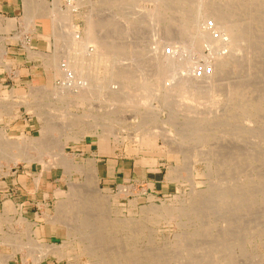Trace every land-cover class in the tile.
Instances as JSON below:
<instances>
[{
    "label": "rangeland",
    "instance_id": "rangeland-1",
    "mask_svg": "<svg viewBox=\"0 0 264 264\" xmlns=\"http://www.w3.org/2000/svg\"><path fill=\"white\" fill-rule=\"evenodd\" d=\"M83 1L81 7L75 10L73 14L72 24L76 25V35L84 41L92 43L96 50L105 54H108L109 48V52L112 48H115L116 42H118V46L121 44L128 46L124 53L116 52L114 54L115 56L118 54L119 59L113 56L118 59L115 60L117 65L122 68L129 67L127 70L131 71V75L136 76L135 82L130 86L132 89L129 87L125 91L126 93L123 92V98L130 104L131 102L137 104L129 106L125 102L122 103L124 105L114 101H112L114 103H111V101L104 100L105 97H101L99 93H95V96L89 102L75 104L71 100H57L56 93L72 92L65 84L62 60L57 59V62H60L55 65L56 60L53 58L57 52L65 48L68 37L60 33H51L49 35L52 37L53 44L48 56L49 82L42 86H35L31 92L5 94L4 97H0V105H12L14 112L13 117L0 113V119L3 121L0 122V142L43 137L45 136L46 130L44 128L47 127V119L51 117L52 121L60 125V130L48 133L51 136L49 138H53L61 144L66 143L68 145L66 155L75 164L87 167L92 160H95L98 164H103L102 162L105 159L122 156L127 157L131 163L142 164L151 170H155L158 178L160 176L159 171L162 170V179L166 186L156 189L157 192L154 188L148 187L142 182L108 183L101 178L99 180L100 186L109 192L110 200L113 201L111 216L114 219H122V222H119V228H116L117 232L115 233L119 238L114 244L115 247L118 246L125 253L124 262L135 263L136 260H141V263H149L152 253H160V258L169 260L167 264H264V192H262L264 190V116L261 117L264 112L263 114L260 113L261 115H248L244 109H241L245 107L248 101L247 96L250 101L256 97L255 94L258 95V92L254 91L255 88L251 91L249 88L254 85L253 87H261L260 89H262L264 85V0H254V5L247 4L248 0H209V6L214 10L208 7L207 12L204 13L205 16L199 13L200 0ZM55 3L56 0H48L52 10L55 8ZM217 7L227 13L236 11L232 13L235 14L232 21L234 18L235 21L233 22L241 21L240 24L244 22L243 26L247 23V30H250L256 24L250 32L248 31L249 34L245 31L241 34L242 36L244 33L246 38L247 35H251L252 39L255 38L256 34H259L260 38L256 36L253 40L254 44L251 37H248L250 41H246L245 38L247 44L242 41L239 47L241 52L238 50L236 56V59H239L238 62L243 61L242 64L239 63L241 66L238 65L240 68L237 66L235 68L237 63L230 66L226 65V67L222 65V68L215 65L212 56H210L211 51L206 47L207 42H203V39L200 40V36H198L200 28L214 22L210 10L218 12ZM220 10L219 12H222ZM253 17L257 18L258 22L250 21ZM60 19L61 15L59 13L54 12L51 16L49 15L50 22L54 21L55 24L57 22L58 27H67L65 25L66 21L63 19L62 22ZM256 26L261 27L256 29ZM218 28L214 30L216 35L222 31ZM56 31L58 32V30ZM244 35L240 40H244ZM257 38H259V41H257ZM251 42L252 49L256 52H253L251 48L252 51L249 49L248 46L250 45L248 44ZM255 42L259 44L255 45ZM151 45L158 46L161 51L163 50L164 62L168 60L176 62L179 58L186 60L182 65L170 66L172 72L165 75L163 87H160V84L158 85V82H156L158 75L154 74L155 71L158 72L156 69H159L157 64H162L163 60L156 61L151 58L150 53H148ZM146 47H149V49ZM247 47L249 52L247 49L245 50ZM224 51L226 49H223ZM240 53L244 54L240 55ZM240 56L245 57V59L241 60ZM249 57H255V62L261 67L259 68L261 70H257V73L252 77H248V70L245 67ZM152 75L157 76L155 77L156 80ZM186 76L191 79L187 87L192 89L181 91L184 90L183 83H179V81L188 79ZM219 78L224 79H220V82ZM216 79L219 83L213 82ZM236 79L238 82L249 81H246L249 83V85L247 84L248 87L245 86L246 82H241L242 85L245 84L243 86L239 85ZM224 80L226 84L229 83V80L230 83L225 86ZM226 80H228V83ZM233 82L237 84L236 86L241 87H236ZM250 83L253 84L250 85ZM233 86H235L234 89ZM244 86L246 89L243 90L242 87ZM229 87L232 88L233 92L234 90L237 91L235 94L240 92L239 96L232 99L234 94ZM237 89L243 91L238 92ZM128 90L130 92L132 90L134 93H130ZM151 91L153 93L158 92L164 101L155 99L146 105L145 97L149 92L151 94ZM183 92H187L186 95L193 93L194 96L192 98L184 96L183 98L180 95ZM131 94L133 96H130ZM141 94L144 95L146 103L141 101L142 97L139 96ZM70 95L73 94L69 93ZM139 97H141L140 101L138 100ZM182 98L185 102L203 106L202 111L207 112L205 109H208L211 114L217 110L208 108L209 105H212V101L215 99L220 100L217 106H219L218 110L221 118L219 120H208V122L203 118L196 119L194 117L197 121H193V116L190 118L186 111L184 113L181 111L182 113L180 112L179 116L177 115L179 117L177 120L167 117V115L170 116L174 113L172 109L177 104V99L178 102H184ZM236 99H238V104L243 103L244 107L239 104L241 107L239 108L238 105L237 108ZM239 99L241 100L239 101ZM52 105L56 106L57 109H52ZM136 107L139 108V111ZM153 111L156 112L155 115L158 113L159 119L156 118L158 115L154 119ZM105 113L114 121L108 122V119L103 117ZM200 117H203V115H200ZM76 118H81L92 127L97 126L99 130L106 127L111 128L113 124V132L120 135L123 142L121 144L111 143L113 146L110 144L107 148L101 150L100 145L93 139L94 134L92 132H88L84 138L78 140H67V135L61 131L65 125H69V129L72 127L74 135H80L81 128H75V125H72ZM160 119L164 120L161 121ZM253 125L254 127H252ZM259 126L260 128L263 127V130L259 131L260 133L258 132L260 130ZM15 128L18 129L16 133ZM195 128L196 131L194 132ZM253 128H256L257 132ZM149 129L150 132L151 130L152 132L154 130H158L157 132L166 131L174 137L178 134L180 137L182 134L181 137L187 138L186 143L183 145L184 149L187 148L183 152L184 155L179 153L178 156L172 154L169 156H166V154L160 155L158 160L161 164L158 166L145 165L143 158H148L149 155L145 147L135 152V148L138 146L135 140L142 134L147 133ZM250 129L253 131L251 132ZM262 131L263 133H261ZM70 133H72V130ZM57 149L54 150L51 147V150L46 152L42 159L49 165L57 160L59 161L61 151ZM164 151L167 152V148ZM31 152L36 154L34 150H31ZM197 152L202 154L199 153L200 156L195 158L199 161L195 165L196 171L193 177L189 163ZM209 154L214 159L213 162L209 161ZM10 166L11 172L0 177V235L7 236L9 240L8 244L0 245V254H12V240L16 241L15 243L20 242L23 245L22 250L17 255V259L10 260L11 264H23L25 259L28 263L33 264V259L27 257L31 250L30 245L27 243L33 239L35 243H56L59 246L55 249L54 255L52 254L47 257V260L43 261L46 262L45 264L99 263V260L93 259L90 255L88 245L84 243L79 245L80 240H77V237L60 235L58 226H55L53 231L47 230L49 225L46 226L48 221L45 220L46 215L52 216L58 213L59 202L67 204L75 202L76 199L73 197L75 190L69 189L68 182L71 179L76 184H85L86 172L80 167V169L70 171L71 173H65L63 167L58 166L48 170L43 168L42 164L36 160L32 163L20 161L17 165L11 164ZM7 167L2 168L0 164V171L3 172V169L8 170L9 167ZM184 167H189V169L187 168V171H185ZM174 168L178 170H172ZM30 186H33V194L27 195L33 197L30 204L27 205V209L26 206L22 205L21 210L26 213V215H23L22 211L19 210V206L16 205L17 209H15L13 201L23 203L27 196L26 193L18 194L16 190H24ZM194 186L197 187L200 195L195 196L192 194ZM230 187L237 190L242 188L245 192H248L237 205H234L232 200L220 194L223 189ZM253 196H256L257 199ZM8 202L13 205V211L8 213L9 217L7 218L9 219L5 220L3 218L6 216L5 209ZM195 202L197 204L195 210L183 214V211ZM153 207L163 211L158 220L152 219L153 214L151 211L154 209ZM61 215L67 217L69 212H62ZM70 215L72 216L73 213H70ZM26 216L28 218L26 219L27 222L22 219ZM64 217L62 221L66 219ZM72 225H75L73 221ZM64 226H66L65 223ZM28 229L30 230L28 231ZM109 236L111 237L112 233ZM71 240L74 241L71 242ZM35 247V249L37 247L39 249V246ZM32 249L33 253L38 252L34 247ZM59 257H62V259H59Z\"/></svg>",
    "mask_w": 264,
    "mask_h": 264
},
{
    "label": "bare ground",
    "instance_id": "bare-ground-1",
    "mask_svg": "<svg viewBox=\"0 0 264 264\" xmlns=\"http://www.w3.org/2000/svg\"><path fill=\"white\" fill-rule=\"evenodd\" d=\"M43 1H45V0H33V2L29 5V15H28V19H27V22L29 25L32 24L33 21L36 19L38 11L42 10L41 4ZM83 2H84L83 0H79V1L78 0H56L55 8H53V10H52L51 7H49L47 10H45L46 12L44 13V14H46V16L48 18H49V15L51 16L54 12L59 13L61 15L60 20L62 22L65 20L66 21L65 25H67V27L66 26L58 27L57 22L55 24L54 21H51L52 22V33H55V34L60 33V34L64 35L65 37L66 36L68 37V40L65 43V48H63L60 52H57L53 56V58H55V60H56L54 62L55 65H58V62H60V61L57 62V59L62 60V64L64 67V68H62V70L64 71L65 84L72 91V92H63L61 94L56 93V96H57L56 99L61 100V101H67V100L70 101L71 100L73 103L76 104V103H81V102L83 103V102H87V101L89 102L91 100V98H93L95 96V93H99V95H101V97L102 96L105 97L104 100L111 101V103L118 102L119 104H122L125 102V104H127L129 106L130 105H136L137 103L131 102V104H130V102H128L127 100H125V98H123L124 97L123 92H125L131 86V84L135 82L136 76L134 77V75H131V73H130L131 71L129 72L127 70V69H129V67L126 68L127 67L126 66V67L122 68L120 65H117L115 60L119 59L118 58L119 55L118 54L116 56L114 55L116 52L117 53H122V52L124 53L125 49H128L127 48L128 46L126 47V46H123L122 44L118 46V42H116L117 45L115 44V48H112L110 52H109V50H110V48H109L108 54H105V53H101L100 51L96 50V48L92 46V43H90L88 41H84L82 38H80V36L76 35V33H75V26L76 25L72 24V20H73V16H74L73 14H74L75 10H77L81 7ZM199 2H200L199 13L202 16H205L204 13L207 12L208 7H209V9L210 8L213 9L211 6H209L210 5L209 0H200ZM249 3H250V5L255 4L254 0H248L247 4H249ZM243 5H244V3H243ZM221 6H223V5H221ZM220 8H223V7H220ZM224 8H226V7H224ZM219 10H217L218 12H216V11L212 12L210 10V12L212 13V15L214 17V22L212 21L213 23H210V25L205 26L203 28H200L199 29L200 32L198 33V36H200V40L203 39L202 40L203 42L204 41L207 42L206 47L211 51L210 56H212L211 58L214 60L215 65L220 66L222 68V65H225L224 67H226V65L230 66L233 63L234 64L237 63L235 65V68H237L238 65H240L239 63L242 64L243 61L238 62L239 59H236L237 58L236 56L238 55L237 53H238L240 45L242 44V41L244 42L245 38H246V36L243 33V35L245 36L244 40L243 39L240 40V38H242V36H243V35L241 36V34L243 31H245V33L249 34V32L253 28V26L256 25V24L253 25L252 22L257 21V18L253 17L250 20V21L253 20L251 22V24L253 26L252 27L250 26L251 29L247 30L246 29L248 27L247 23L245 24V26H246L245 27L242 25L244 22L241 24L239 23V22H241L239 20H238L239 22H237V21L233 22V21H235L234 18L232 21V17L235 15V14L234 15L232 14L234 11L232 13L230 11H229V13H227V12H223L222 9L220 10L222 12H219ZM242 10H244V9L242 8ZM210 12H208V13H210ZM155 16L158 17L157 14H155ZM160 19H162V18H160ZM251 24H248V25H251ZM257 24H259V23H257ZM217 26L222 30L221 32H218V35H216V32L214 31L218 28ZM259 27H261V26H259ZM259 27L256 26V29ZM56 30H58V32ZM223 33H225V34H223ZM254 35H255V33H254ZM258 35L256 34V36H258ZM247 36L249 38L251 37V35L250 36L247 35ZM256 36H255V38H256ZM248 37L246 38L247 39L246 41H250L248 39ZM258 37L260 38V36H258ZM255 38L252 39V37H251V39H252L251 41L253 42V44H254L253 40H255ZM259 38H257L258 39L257 41H259ZM252 42L248 44L250 46L246 45L249 47V49L250 48L252 49V46H253V45H251ZM112 43H114V42H112ZM257 43L255 42V45ZM244 44H247V42ZM152 45L150 46V49H149V47L148 48L146 47L147 49H149L148 53H150L151 58L155 59L156 61L157 60H163L162 64H157V66H159V69H156V70H158V72H156L155 69H154L155 73L153 72L154 74L158 75V77L155 76V77H157L156 82H158V85L160 84V87H163L164 86L163 81H164L165 75H167L168 73L171 74V72H172V71H170V70H172V67H170V66L171 65L172 66L182 65L185 63L186 60L179 58V60H176V62H174V60H168L167 62L166 61L164 62V58L162 55L163 50L161 51L158 46H152ZM248 47L245 48V50L246 49L248 50ZM223 49H226V51L223 52ZM145 51H146V49H145ZM254 51L255 50H253V52ZM239 52H241V49L239 50ZM242 52H243V50H242ZM248 52H249V50H248ZM250 53H252V52H250ZM243 54L240 53V55H243ZM113 55L115 57H117L118 59L117 58L115 59V57ZM247 55H249V53H247ZM252 55H253V53H252ZM255 57H253V58L249 57L248 60L246 59L248 61V63L245 61L247 63L245 67L248 70V77H252V75L257 73L256 72L257 70L258 71L261 70V69H259L261 67L258 66V63H256L254 60ZM243 58L245 59V57L242 56L241 60H243ZM132 62H134V61H132ZM118 64H120V63H118ZM247 65H248V67H247ZM240 66L238 68H240ZM152 77H154V76L152 75ZM220 79H224V78H219V80ZM155 80H156V78H155ZM217 80L218 79H216V81H213V82L219 83V82H217ZM190 81H191L190 78L183 79V81L182 80L179 81V83H183V85L182 84L181 85H182L184 90H181V91L192 89V88L187 87V85ZM226 81L228 83V80H226ZM236 81L238 82L237 79H236ZM220 82H221V80H220ZM239 82H238V84L241 86L246 84L245 86L248 87V85H249V83H247L249 81H247L246 83L244 81H241V82L245 83L243 85L241 82L240 83ZM223 83H225V80ZM229 83H230V80H229ZM228 84H226L225 86H227ZM233 84L235 86L237 85V84H235V82H233ZM252 84L253 83H250V85H252ZM222 85L223 84L221 83V86ZM235 86H233V89ZM238 86H236V87H238ZM241 86H239V88ZM253 86H252V88H249V90L251 91L252 89L255 88L254 91L258 92V95L255 94L256 97L254 95L255 98H252L250 101H249V98H247L248 96L247 97L245 96L246 99H248L247 103L245 104V107H244L243 103H239V104L243 105L244 108H241V109H244V111L248 115L249 114L256 115V114H260V113L263 114V112H264V88H263L264 85L262 87L263 90L260 89L261 88L260 86H259L260 88H256ZM230 87H229V89H231L232 93L234 94L232 99L239 96V94H240L239 91L242 92L244 89H246V87L245 88L242 87L243 90H238L239 89L238 88L237 90H238L239 94H235L237 91L234 90V92H233L232 88H230ZM130 89H132V88L130 87ZM133 90H135V89H133ZM128 91H127V93H128ZM69 93H72L73 95L69 96ZM130 93H134V91L131 90ZM152 93H153V91H151V94L149 92V94L146 95L145 99H146L147 103L143 97L144 95L143 96H142V94L139 95L142 97L141 101H145L144 103H146V105H147L149 102H151L152 100H155V99L163 100L158 92L153 93V94ZM185 93H187V92L180 93V95L183 96V98H184V96H186V98H189V96H190V98H192V96H194L193 93H191L190 95H186ZM252 93H254V92H252ZM244 94H246V93H244ZM130 96H133V95L131 94ZM141 97H139L138 100ZM127 98H130V97H127ZM132 98L134 99L135 96ZM183 98H182V101H184ZM186 98H185V100H186ZM230 100H229V102H230ZM236 100H237V104H236V101H235V104L237 105V108H238V105H239L238 99H236ZM240 100L241 99H239V101ZM112 101H114V102H112ZM126 101H127V103H126ZM219 101H217V99H215L212 101V105H209V107L207 106L208 108H214V110L215 109L217 110L216 112H214V113L212 112L213 114H211L210 112H208V109L207 110L205 109V111H207V112H203L202 111L203 106H201V105H198L195 103H189V102H185V101L184 102H181V101L178 102V99H177V104L174 103L175 106L173 104L174 109H172V111L174 113H172L170 116L167 115V117L173 118L172 120H177L179 118V117H177V115L179 116V113L181 111H183V113H184V111H186V113H188V116L190 118H191V116H193L192 117L193 121L196 120L197 118H203V120H207V121L208 120H216V119L219 120V118H221V114L218 110L219 106H217V105H219ZM244 101H246V100H244ZM229 104H231V103H229ZM235 104H233V105H235ZM122 105H124V104H122ZM9 106L1 104L0 105V113L13 117V115H14V112L12 109L13 107H11L12 105L10 107ZM230 106H232V105H230ZM132 107H134V106H132ZM240 107L241 106L239 105V108ZM51 108L54 110L57 109V107L53 106V105L51 106ZM153 108H151V109L154 110ZM136 109H138V111H139V108L136 107ZM168 109H171V108H168ZM157 111L158 110L156 109V112ZM156 112L153 111V114L154 113L156 114ZM106 113L103 114V117H106V119H108L107 120L108 122L109 121H110V123L113 122L114 120H112L109 117V115ZM122 113H121V116H122ZM38 115H41V114H38ZM157 115H158V113H157ZM157 115L154 116V119ZM200 115H203V117H200ZM151 116H152V113H151ZM263 116H264V114L261 115V117H263ZM149 117H150V115H149ZM158 117H159V115L156 118H158ZM170 119H169V121H170ZM185 119H187V118H185ZM160 120L162 121L164 119H160ZM47 121H48L47 127L44 128L46 130L45 136H43V137H38L35 139L29 138V139H23V140H13V141H9V142H0V164H1L2 168H4L5 166L9 167V168L7 167L8 170L3 169V172L0 171V177L4 174L5 175L9 174L11 172V166L10 165L11 164L17 165L20 161L32 163V162H34V160H36L42 164L43 168H46L48 170H51V168L56 167V166L63 167V170L65 173H67V172L71 173L70 171H73L74 169H77L80 167L87 174V175L85 174L87 176L86 183L79 185V184L74 183L70 179V181L68 182L69 189L75 190V194L73 197L76 200L74 203L71 202L68 204L64 203V202H62V203L59 202L58 203V209H57V212L59 214L56 213L55 215H52V216L49 214L47 216L45 214L46 215L45 220H46V222L48 221L46 224H47V226L49 225L47 230H49V228H50V231H53L54 227L58 226V232L60 235L63 234V235H67L69 237H72V236L77 237L78 238L77 240H80L79 245H83V243L88 245L89 253L92 256V258L95 260H99V263H97V264H167L169 262V260H167L166 258H160L159 257L160 253H152L151 261L149 263H141L142 262L141 260H138V261L136 260L135 263H127V262L123 261V257H125V253L118 246L115 247V244H114L115 241L119 238L117 236V233H115V232H117L116 228L117 227L119 228V222H122V219H118V218L114 219V217L111 216L112 212H113V201L110 200L111 196H110L109 192L102 189V187L99 184V180L101 177H100V169L97 165L98 163L95 160H92L88 163L87 167L84 165H81V164H80L81 166L79 164H75L74 161L69 159L66 155L67 154L66 149H67L68 145L66 143L61 144V143L55 141V139L49 138L50 135H48V133L54 132V131H59L60 125L58 123L52 121L51 117L50 118L48 117ZM165 121H166V118H165ZM0 122H3V121L0 119ZM183 123H184V121H183ZM260 124H261V122H260ZM72 125H75V128H77V127L81 128L80 135H74L72 127L69 129V125L68 126L65 125L64 128L61 129V131L63 134L67 135V137H66L67 140H73V139L78 140L79 138H84L85 134H87L88 132H92L94 134L93 139L95 141H97V143L100 145L101 150H103L104 148H107V146H109L111 143H115V144L120 143L121 144L123 142V140H122L123 138H121L120 135L113 132V127H112L113 124L111 125L112 129L109 127H106V128H103L102 130H99V128L97 126L92 127L89 123H86L81 118H79V119L76 118V119H74ZM192 127H194V126H192ZM252 127H254V125ZM263 127L260 128V126H259L260 130H258V132L263 130ZM16 130H15V133H16ZM71 130H72V133H70ZM157 131L158 130H154L152 132V130H151V132H150V129H149V131L147 133L142 134L140 137H138L135 140L138 143L137 148H135V152H137L138 150L145 147L146 152L149 155L148 158H143L145 165L158 166L159 164H161L158 160V157L160 155L163 156L166 154V156L167 155L169 156L170 154H172V155H177L178 153L183 154V152H185L184 150L187 149L186 147L184 149V146H183L186 143L187 138L184 136L181 137L182 134L180 135V137H179V134L177 135L178 137L177 136L174 137V135L172 136L171 134H168V132H166V131H161V132H157ZM193 131L195 132L196 128ZM252 131L253 130H251V132ZM191 132H192V130H191ZM191 132H189V134ZM192 133H191V135H192ZM261 133H263V131ZM184 135H186V134H184ZM205 136H207V135H205ZM188 137H189V135H188ZM206 140H208V139H206ZM198 141H199V143H201L199 139H198ZM203 141H204V139H203ZM207 142H209V140ZM204 143H206V142H204ZM111 145L113 146V144H111ZM51 147H53L54 150H55V148H58L57 150L61 151L60 152L61 159H59V161L57 160V161L53 162L52 165H49V164H47V162L44 159H42V157L44 156V154L46 152H49L51 150ZM165 148H167V152L164 151ZM31 150H34L36 154H33L31 152ZM218 152H220V151L218 150ZM199 153L200 152L195 153L193 158H191V162L189 163L190 164L189 167L192 169V172H191V170H189V171L193 174V177H194L195 171H196L195 165L199 161L195 158L197 156H200V155H198ZM200 154H202V153H200ZM204 154H205V152H204ZM207 155H208V152H207ZM209 157H210V154H209ZM211 158L212 157L209 158V161L213 162L214 159L213 158L211 159ZM200 160L202 161V158ZM207 160H208V158H207ZM185 166H187V165H185ZM189 167H187V168L189 169ZM187 168H185L186 169L185 171H187ZM172 170L177 171L178 169L174 168ZM191 173H190V175H192ZM39 175H40V173H39ZM37 180H39V178H37ZM262 192H264V190ZM57 193L59 194V191ZM247 193L248 192H245V190L242 188H240V190H237L236 188H232V187H230L228 189L227 188L223 189V191L220 192V194L223 195V197L232 200L234 205H237L240 202V200H242L243 196L246 195ZM192 194H194L195 196L200 195V193H198L196 186L193 187ZM253 197H255L257 199L256 196H253ZM196 205L197 204L195 202L190 207L188 206L187 209H185L183 211V214H187V212L194 211ZM106 206H108L107 210H106ZM153 208L154 209L151 211L153 214L152 219L158 220L161 217V215L163 214V211L157 207H153ZM5 210H6L5 211L6 216L3 219L8 220L9 219V218H7V217H9L8 213L10 211H13V205L8 202ZM67 211L69 212V215H67V217H64V215H61L62 212L64 213ZM70 213H73V215L71 216ZM63 217L66 218V219H64V221H62ZM22 219H24L25 222H27L26 221L27 218L23 217ZM72 221L75 223V225H72ZM64 223L66 226H64ZM32 226H33V224L31 225V227ZM32 229H33V227H32ZM120 229H121V227H120ZM29 230L30 229H28V231ZM111 233H112V236L110 237L109 234H111ZM29 237H30V235H29ZM72 241H74V240H71V242ZM0 242H1L0 245L1 244L5 245V244L9 243V240L7 239V236H1L0 235ZM15 242L16 241L12 240V243H11L12 252H13L12 254L11 253H9V254H2L1 253L0 254V264H11L10 260H15L18 258L17 255L22 250L23 245L20 242H17V243H15ZM37 243H35V241L33 239L31 241H29V243H27L30 245L31 250H33L32 249L33 247L35 249L36 248L35 246H39V249H38V247H37V249H35V250H38V252L36 254L30 250L28 255H27V257L29 259H30V257L33 259L32 260L33 264H41L44 260H47V257L51 256L52 254L54 255V252L56 251L55 249L59 247L58 245H56V243H53V244H48V243H38L37 244ZM162 257H163V255H162ZM60 258L62 259V257H59V259ZM26 260L27 259L24 260L23 264H31V263H28V261H26Z\"/></svg>",
    "mask_w": 264,
    "mask_h": 264
},
{
    "label": "crops",
    "instance_id": "crops-1",
    "mask_svg": "<svg viewBox=\"0 0 264 264\" xmlns=\"http://www.w3.org/2000/svg\"><path fill=\"white\" fill-rule=\"evenodd\" d=\"M32 2L33 0H0V97L31 92L35 86L49 82L48 56L53 44L49 34L52 33V22L44 13L50 6L48 0L43 1L42 10L38 11L36 19L29 25L27 19ZM102 163L98 164L100 177L108 183L142 182L154 188L155 192L166 186L162 170L159 171L158 178L155 170L131 163L127 157H111ZM32 188L33 186L24 190L17 189L16 192L32 195ZM28 195L21 204L13 201L15 209L19 206L21 210L22 205L27 209L33 197ZM21 213L26 215L23 211Z\"/></svg>",
    "mask_w": 264,
    "mask_h": 264
}]
</instances>
